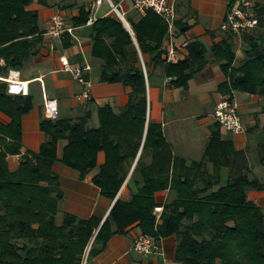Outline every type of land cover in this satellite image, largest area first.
Wrapping results in <instances>:
<instances>
[{"label": "trees", "instance_id": "trees-1", "mask_svg": "<svg viewBox=\"0 0 264 264\" xmlns=\"http://www.w3.org/2000/svg\"><path fill=\"white\" fill-rule=\"evenodd\" d=\"M33 2L0 0V59L8 70L21 71L43 47L39 15L28 10ZM255 11L257 29L240 38L222 33V41L211 48L212 58L228 78L219 90L232 98L233 92L264 96V0H255ZM89 18L83 9L75 26L87 25ZM128 22L134 35L115 16L99 17L91 26V55L101 61V82L132 89L129 103L121 112L109 104L99 107L97 127L90 124L91 111L77 119L44 118L41 130L47 140L39 153L23 156L15 170L9 156L22 154L23 117L32 110L33 97L11 96L8 84L0 81V112L11 119L8 125L0 121V264H84L104 251L111 238L137 223L144 235L158 242L178 236L177 261L183 264H264V211L248 197L250 189L264 192V182L249 177L247 152L224 141L219 124L204 160L188 162L174 155L162 125L148 121L141 56L144 62L149 57L155 68L163 66L173 85L187 90L211 62L205 45L190 42L186 58L169 63L164 57L169 36L164 18L151 10L144 17L131 13ZM176 27L183 33L189 30L180 22ZM239 42L245 44L246 57L236 68ZM71 44L67 33L64 47ZM145 65L150 77V66ZM62 141L68 144L60 157ZM259 156L264 164V144ZM136 161L132 180L140 188L131 201L117 200ZM56 162L78 171L82 179L100 168L93 182L114 202L105 220L66 213L63 224L57 223L64 193L53 171ZM222 168L230 171L225 185ZM168 190L176 199L158 219L156 195Z\"/></svg>", "mask_w": 264, "mask_h": 264}, {"label": "crops", "instance_id": "crops-1", "mask_svg": "<svg viewBox=\"0 0 264 264\" xmlns=\"http://www.w3.org/2000/svg\"><path fill=\"white\" fill-rule=\"evenodd\" d=\"M234 1L181 0L178 3L176 22L189 27V30L183 33L176 27L175 42L199 40L205 45L211 60L206 68L191 80L187 90L176 88L172 80L165 75V68L163 66L155 68L150 63L149 57H146L151 73L149 77L145 65L148 121L162 125L174 155L188 162L204 160L211 133L220 124L215 112L218 103L227 97L219 89L228 78L212 58L211 48L223 39L224 34L220 28ZM93 2L94 0H34L28 10L38 13L40 28L45 33L40 54L26 62L21 71L8 70L5 61L0 59V81L7 84L14 79L27 82L29 95L33 97V108L23 117L22 154L9 156V165L13 170L18 168L23 156L39 153L41 146L47 140L41 130V122L45 118L44 92L49 97L58 99L61 117L77 119L91 111L90 124L93 127L99 126V107L109 104L116 112H121L129 103L132 92L130 87L119 83H103L100 80L101 61L91 55L93 48L91 26H75V20L80 17L81 11L84 9L89 12ZM127 6L129 7V4ZM109 11L103 13L101 17L110 16ZM56 15H61L67 26L75 28V36H71L72 44L69 47H64L65 36L54 38L48 34L52 18ZM130 29L133 32L132 27ZM168 45L166 40L165 46L169 47ZM245 49V44L239 42L236 51L237 60L234 64L236 68L242 65L246 57ZM179 53L181 60L188 55L184 52ZM62 57H67L73 68H84L87 65L91 67L90 71L85 72V77L92 82L91 101L84 102L79 99L82 86L71 73L64 70ZM233 98L239 105L246 133L234 135L220 124L222 138L224 141H231L236 151L247 152L250 162L249 177L264 182V164L260 162L261 166H258L253 160L254 155L258 156L261 145L264 144V96L233 92ZM0 121L8 125L11 119L0 112ZM67 144V141L59 143L60 157ZM99 161L103 163L104 153L100 154ZM137 161L117 200L129 202L138 192L140 187L132 180ZM208 167L213 173V165L209 163ZM99 170L100 168L95 169L82 179L78 171L61 162L55 163L53 171L59 176L64 193L57 215L59 225L63 224L66 213L81 219L96 216L105 220L109 216L114 202L104 197L100 188L93 182ZM229 174L228 168H222L220 177L223 185L228 183ZM248 197L264 211V192L250 189ZM156 198L159 206L157 214L161 216L164 207L176 199V194L168 190L158 193ZM142 234L139 224L133 225L126 233L111 238L106 249L91 257L86 264H183L177 261L180 244L178 236L163 238L160 241L161 248L157 252L144 256L133 249L134 241Z\"/></svg>", "mask_w": 264, "mask_h": 264}, {"label": "built area", "instance_id": "built-area-1", "mask_svg": "<svg viewBox=\"0 0 264 264\" xmlns=\"http://www.w3.org/2000/svg\"><path fill=\"white\" fill-rule=\"evenodd\" d=\"M181 0H94L89 9L90 18L87 22L88 26H92L100 17L101 10L107 3L110 7L109 14L118 18L124 23L126 28L131 31L128 17L131 13H135L139 17H144L149 11H154L164 18L169 26L168 36V52L164 56L167 62L176 64L181 60L179 52L188 54L189 41L182 43L175 42V29L177 20V6ZM129 4V7L127 6ZM259 26V18L255 11V0H235L231 4L227 16L221 25V32L225 34H233L240 38L245 32L255 30ZM75 28L67 26L61 15L52 18L49 35L54 38H62L65 34L75 36ZM237 39V38H236ZM145 69V63L141 56ZM64 70L71 73L73 78L82 86L79 99L89 102L92 99V82L85 77V72L90 71L89 65L84 68H73L67 57L61 58ZM146 72V69H145ZM29 83L14 79L8 82L7 93L11 96H28ZM44 115L46 119L58 120L61 118L60 103L58 99L49 97L44 92ZM215 117L224 129L234 135L246 133V127L240 114L239 105L234 98L224 97L217 105ZM159 209H156V214ZM158 215V214H157ZM160 216L158 215V219ZM161 248L160 242L148 235H140L133 243L135 252L149 256L157 252ZM87 258L85 260L86 264Z\"/></svg>", "mask_w": 264, "mask_h": 264}, {"label": "rangeland", "instance_id": "rangeland-1", "mask_svg": "<svg viewBox=\"0 0 264 264\" xmlns=\"http://www.w3.org/2000/svg\"><path fill=\"white\" fill-rule=\"evenodd\" d=\"M108 10H110V7L109 5L106 3L102 9V13L100 14V17L103 15V13L107 12ZM253 160L255 161V163L258 165V166H261L260 164V156H259V153H258V156L255 154L254 157H253ZM258 179V178H257ZM260 180V179H258Z\"/></svg>", "mask_w": 264, "mask_h": 264}, {"label": "water", "instance_id": "water-1", "mask_svg": "<svg viewBox=\"0 0 264 264\" xmlns=\"http://www.w3.org/2000/svg\"><path fill=\"white\" fill-rule=\"evenodd\" d=\"M136 44H137V42H136ZM90 249H91V246H90ZM90 249H89V251H90Z\"/></svg>", "mask_w": 264, "mask_h": 264}]
</instances>
